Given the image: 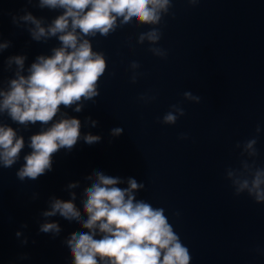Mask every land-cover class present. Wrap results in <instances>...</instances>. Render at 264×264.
<instances>
[{"label":"water","instance_id":"obj_1","mask_svg":"<svg viewBox=\"0 0 264 264\" xmlns=\"http://www.w3.org/2000/svg\"><path fill=\"white\" fill-rule=\"evenodd\" d=\"M24 8L49 22L61 14L26 0H0V39L12 44L0 54V80L13 75L6 70L8 57L26 55L27 68L58 46L55 39L35 42L26 28L13 24L12 16L23 15ZM159 28L163 36L157 46L168 52L167 59L149 52L147 42L137 43L150 26H124L107 38L92 39L94 51L103 52L108 62L100 96L81 113L62 111L81 121L82 134L99 135L101 141L88 145L81 139L71 152L60 150L53 156V170L36 181H20L16 172L31 152L28 138L40 125L24 130L3 117L24 136L26 146L16 165L0 167V264H72L63 240L83 229L57 216L49 222L60 224V235L40 233L41 213L53 196L70 200L66 187L73 182H80L75 203L83 211L84 178L96 170L144 183L137 199L165 209L190 250L191 264H264V205L246 193L236 196L226 175L247 159L236 144L254 137L256 163L264 167V0H200L196 6L173 0ZM133 61L141 65L136 84L131 83ZM186 91L201 102L185 100ZM141 95L156 99L145 103ZM174 104L186 115L173 126L157 122ZM116 127L124 131L114 138L110 133Z\"/></svg>","mask_w":264,"mask_h":264},{"label":"clouds","instance_id":"obj_2","mask_svg":"<svg viewBox=\"0 0 264 264\" xmlns=\"http://www.w3.org/2000/svg\"><path fill=\"white\" fill-rule=\"evenodd\" d=\"M188 2L196 6L200 0ZM26 3L41 10H59L61 14L49 22L24 8L23 15L12 16L13 24L26 28L35 42L47 44L55 39L58 46L51 49L50 55L37 56L27 68L26 55L10 56L5 62L6 70L13 75L0 80V167L11 169L16 165L26 146L24 136L5 123L3 117L24 130L39 124L40 131L28 138L31 152L23 156L24 163L16 172L20 181H36L53 170V156L60 150L71 152L81 139L88 145L101 141L99 135L82 134L81 121L62 111L63 108L81 113L87 102L95 103L100 96V81L108 62L103 52L94 51L92 39L107 38L124 26H150L149 31L140 33L137 43L147 42L151 45L149 52L167 59L168 52L157 45L163 36L159 26L170 14L173 0H26ZM11 46V41L0 39V54ZM140 67L136 61L130 64L132 84L138 83ZM183 95L189 102H201V97L191 91ZM139 99L151 103L156 97L141 95ZM185 115L184 108L174 104L157 122L173 126ZM86 119L92 127L98 126V121ZM123 131L116 127L110 135L117 138ZM261 132L258 125L257 137ZM180 139L188 137L182 135ZM257 143L254 137L236 144L241 156L247 159L241 160L239 168L227 169L226 175L236 196L246 193L255 203L264 205V167L256 163ZM84 179L87 186L80 196L83 211L75 203L78 197L74 189L81 186L80 182L69 183L66 191L71 199L51 197L48 210L41 213L43 222L39 227L40 233L58 237L62 232L60 224L49 221L59 216L83 229L63 240L72 264H191L190 250L169 222L165 209L137 199V193L145 189L144 183L100 170ZM125 184L126 187H121ZM175 215L178 217L179 213ZM21 235L16 233L17 237ZM23 243L27 244V240Z\"/></svg>","mask_w":264,"mask_h":264}]
</instances>
